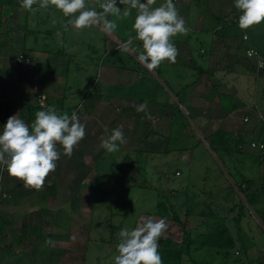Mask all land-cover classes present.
I'll list each match as a JSON object with an SVG mask.
<instances>
[{"label": "rangeland", "instance_id": "obj_1", "mask_svg": "<svg viewBox=\"0 0 264 264\" xmlns=\"http://www.w3.org/2000/svg\"><path fill=\"white\" fill-rule=\"evenodd\" d=\"M88 1L99 4L103 2V0ZM19 2L21 1L0 0V106L6 104L8 107L0 114V132H2L9 116H24L20 113V108L24 102H27L26 104L34 109V114L46 110V108H39L35 104L39 95L45 96L46 104L51 106L57 99L56 93L61 90L48 86L42 88L39 85V82L40 84L41 81L44 82L46 77L45 72L43 76L39 75V64L31 70L15 62L17 55L26 54L22 52L26 49L20 46L23 36L26 40L29 37H27V33L32 27L48 30L56 28L58 30L50 31L52 36L55 38L64 32L65 43L72 44L68 36L73 32L69 30V27L66 29L65 26L60 25L62 21L60 16H63L60 10L50 5L47 8L37 7L34 12L30 13L18 5ZM37 3L39 5V0ZM136 15L137 11L134 10L132 12L133 18L121 19L115 30L116 33L113 32L110 36L115 34L121 38L119 33H125V30H120L124 24H128V26L131 24V33L135 35L132 26ZM64 18L65 21L69 19L65 16ZM37 19L39 20L37 21ZM95 33L96 30L93 34ZM101 33H103L102 39L107 38L104 32L101 31ZM99 36H101L100 33ZM95 38L98 39L97 36ZM38 40L39 38H35L31 48L26 50L27 56H33L34 59L30 58L35 65L42 58V54L53 53V50H57L51 43H45L44 49L47 51L42 48L38 49L40 48ZM135 47L142 51V42L137 41ZM120 53L130 66L134 67V65L139 64L131 57L130 51L128 53L122 49ZM60 59L63 60L64 64L68 60L74 61V44L71 53L61 55ZM74 67L75 65H71L69 71L64 72L62 69L66 68V65H62L57 74L48 72V77L61 74L69 78L70 83L73 84H76L74 77L81 79L78 81L81 94L78 95L77 100L82 97L77 101L79 103L85 97L87 102L93 100L100 102L96 96L99 92L102 96L110 93L126 96L131 93L126 89L123 90L120 86L101 88L100 86L94 87V85L91 89L93 77L98 70L92 71L90 69L85 75L84 72H75ZM173 68L178 69L174 66H162L160 74L154 70L151 72L141 70L142 74L147 75L150 79L144 78L142 81L139 79L138 91L145 93L144 98H154L156 89L168 87L175 78L174 74L186 72L179 69L174 73ZM83 74L84 76H82ZM164 75L168 80L164 79ZM187 79L180 82L186 83L188 82ZM88 82L89 85L85 86ZM157 83L159 85H156ZM259 86L260 94L254 98V101L263 104L264 96L261 93L264 85L257 84L254 87L251 84L250 89ZM12 87L17 92H10L6 96L4 93L7 90L11 91ZM167 90L174 97V102L171 105V109L175 111L173 124L176 129L171 128V132L173 131L174 134L168 132L167 124L166 128L162 127L163 132L160 131L161 133L158 134H143L140 129L141 133L138 132L135 138L122 130L126 142L120 145L122 151H117V155H115L116 152L113 153L114 156L110 153L111 159L107 165H102L101 161L96 166L74 168V172L76 170L77 173L73 172L72 175H67L63 171L65 168L64 159L60 154V159L56 161L55 171L49 173L45 178L44 186L36 190L26 188L23 181L10 176L6 166L0 164V264H114V257L118 254L116 246L119 243V231L122 228L133 229L140 218L144 216L166 220L168 227L158 240L160 250L164 249V244L168 241L175 244L176 248L183 249L184 233L182 229L186 231L187 236L192 238H196L199 234H206L208 227L214 223L212 217L216 215L212 214H216L213 213L216 200L228 204L239 202V208H243L246 216L245 222L249 219L252 220L254 216L258 218L256 210L248 208L247 197L237 194L234 190L233 184L237 181L221 162L224 157L219 155L220 152L210 148L205 134H201L202 141L201 136L196 133L195 124L197 121L193 117V113L191 112L189 116L183 114L181 107L186 109L189 107V103L182 98L184 94H178L176 90L169 87ZM220 100L226 106L227 102L230 103L226 98ZM123 103L125 104V102ZM123 103L118 99H112L111 103H107L104 109L108 110L100 113L114 115L112 119L107 118L110 126V131L107 128L109 135L113 129L123 127L121 126L122 123L126 122L125 119L121 118V122H118L119 125L113 127V124L118 120L115 114L124 113ZM182 126L185 131L182 130ZM165 140L167 141L165 142ZM190 141L192 147L195 144L192 148V150L194 149L192 151L194 152V159H192V152L188 148ZM149 142L156 143L158 148V156L155 155L154 159L148 152L142 153V156L134 153L138 149H146V144ZM205 142L208 146L205 145ZM197 143L200 148L196 151ZM183 148L185 149L181 152ZM169 154H174L175 158L183 154L184 161L174 159ZM125 156L130 159V165H124ZM178 158L181 159V157ZM200 175L207 178L208 183L205 188L211 187L215 179L217 181L225 180L228 192L209 198L203 197L200 190L192 189L197 186L202 189L199 183L204 180H201ZM74 186L75 188H73ZM238 187L240 186L238 185ZM237 214L239 216V213ZM174 215L179 218L180 223L172 220ZM228 226L234 233L235 223L230 222ZM245 239L246 237H243V243H246ZM263 241L264 238L261 237L260 243ZM237 246L240 247L241 242H237ZM209 256L206 251L194 253V257L198 259V264H221L219 257L210 259ZM230 256L233 263L228 264H234L236 260L237 264H248L245 255L239 248ZM183 261L184 264H192L186 258Z\"/></svg>", "mask_w": 264, "mask_h": 264}, {"label": "crops", "instance_id": "obj_2", "mask_svg": "<svg viewBox=\"0 0 264 264\" xmlns=\"http://www.w3.org/2000/svg\"><path fill=\"white\" fill-rule=\"evenodd\" d=\"M173 2L178 10V14L183 17L188 32L186 34H178L171 38V41L179 52L176 62L171 63L167 60L162 61L154 71L160 74L162 66H174L178 68L172 69L175 70L174 73L179 69L186 71L185 73L174 74L173 76H175V78L169 83L168 87L172 90H176L178 94H184L182 98L189 103V107L188 109L181 107L183 114L189 116L191 112L193 113V117L197 121L195 124L196 133L201 136V138V134H205L206 138H208V144L210 143V137L218 130H224L229 134L230 138L225 148L217 147L215 151L220 152L219 155L224 157V159H221V162L227 167L229 174L233 175L234 179L237 181L233 184L235 187L234 190H236L237 194L239 193V195L247 197L249 201L248 208L256 210L258 218L254 216L252 220L249 219L245 222L246 216L244 215V210H242L243 208H239V202L228 204L226 202H218L217 200L214 207L211 205V207L214 208L213 213H216L212 215L224 219L226 227L229 229L231 235L235 239L240 240L241 246L238 247L236 245L235 250L237 248L240 249L245 255L248 264H264V244H262L264 241L260 243L261 237L264 238V152L259 153L248 147L250 141L264 142V103L260 104L259 101H254V98L260 94V86L255 89H250L251 84H253L254 87L257 84L264 85V73H256L251 67V63L246 60L244 55V51L248 47L256 49L264 57V21L246 30L240 29L238 26V19L242 13L235 8V0H173ZM162 3H164V0H156V4L153 5V7H158ZM118 4L119 3H117V6ZM18 5L21 6V2H19ZM86 6L101 11L98 2L89 3V1L86 0ZM37 7H39L38 3L33 5V10L26 11L30 13L32 11L34 12V9H37ZM126 7L128 6L120 5L121 16L116 17L109 15L108 19L115 21L118 25L121 19L133 18L132 12L135 9L131 10L130 16H122V12ZM60 18H62L60 25L65 26L67 20H64V15L62 17L60 16ZM38 20L39 19H37V21ZM124 26L120 29L123 31L125 30V33H119L121 38L115 34L110 36V34L105 33L108 39L106 37L102 39L103 33L95 26L81 30H73L71 26H69V30L73 33L69 34L68 39L72 44L65 43L64 32L54 38L50 31L58 30L56 28L48 30L41 27H32L27 33V37H29L25 40V36H23L24 39L22 38V42H20V46L26 50L31 48L35 38H39L38 46H40V48L38 49L42 48L46 50L44 49L46 46L45 43L54 45V48L57 50H53V53L42 54V58H40L38 62L35 61V68L37 64L40 65L39 75L43 76L45 72L47 77H45L44 82L40 80L41 84L39 82V85L42 88L45 86L60 88L61 90L55 95L57 98L56 101H51L54 104L51 106L56 108L57 115L68 114L71 116V114L75 112L80 122L85 125V138L74 147L70 158L63 154V147L57 144V150L64 159L65 168L63 171L67 175H72L74 168L91 167L90 165L96 166L101 161L102 165H107L110 162V153L101 145L102 142L110 136L109 133H107V128L110 131L107 118L112 119L114 115L100 113H104L108 110L104 109L107 103H111L112 99H118L122 101V103L125 102V104L123 103L124 113L115 114L118 120L113 124V127L119 125L121 118L125 119L126 122L120 125L123 126L121 127L122 130L129 136L133 135L135 138L138 132H140V129L143 134H158L160 131L163 132L162 127L166 128V124L169 133L174 134L173 131L171 132V128L174 130L176 129L173 124L175 111L171 109L174 97L167 90L168 87L166 86L165 89L157 88L154 98L150 99L144 98L145 93L138 91L139 87H137V83L139 79L142 81L144 78H148L147 75L144 76L142 74L143 72L141 70L148 69L136 58L138 53L130 54L131 57L139 63L134 65V67L127 64L126 60H124L125 57L120 53L123 49L122 45L128 40L129 36H135L134 33H131V24L129 26L128 24H124ZM95 30L96 33L93 34ZM34 32H36V35H34ZM99 33L101 36H99ZM244 35H247V40H243ZM95 36H97L98 39L95 38ZM99 40L100 43H98ZM41 41L43 42L42 45ZM136 42V40L133 41V47H135ZM73 44L74 61L67 59L68 61L64 64L60 56L70 54ZM16 48H18V46H16ZM26 50L22 52L28 54ZM29 54L32 55L31 52H29ZM30 57L33 58V56ZM62 65H66V68L62 69L64 72H66V70L69 71L71 65H75L74 71L78 73L84 72L85 75L90 69L92 71L97 69L98 71L94 75V79L91 83V89L94 85V87L100 86L101 88L120 86L123 90L126 89V91L131 93L126 96H123V94L122 96L121 94L117 95L115 93L102 96L99 92L96 96L100 102L96 100L87 102V98L85 97L79 103L77 101L82 97L77 100L78 95L81 94L78 85L80 83L78 81L81 79L74 77V82L76 84H73L70 83L69 78L61 74L48 77V72L57 74L58 69H60ZM84 74L82 76H84ZM133 74L136 75L133 76ZM163 77L168 80L165 75ZM186 79L188 82H180ZM88 85L89 82L85 86ZM156 85H159V83ZM7 88L9 89L8 85ZM10 90L11 91L7 90L4 94L7 96L10 92H17L13 87ZM261 94L264 96V87H262ZM221 95L231 98L230 103L227 102V107L231 110H224L221 108L219 98ZM145 102H147V112L150 113L152 119H147L145 112H138L136 110V106ZM26 103L27 102H24V106L20 108L21 115H23V112L26 110ZM35 104L42 109H47L50 105H48V103L46 104V101L43 102L42 106H40L38 102ZM129 105L133 107L130 108L131 106ZM96 109L97 111L95 112ZM27 115L28 114H24V116L20 118L24 119L29 125V128H31L35 115L31 117L30 123L26 120ZM245 118L248 119L247 123H244ZM182 130L185 131L183 126ZM191 140L193 139L191 138ZM208 144L205 142L206 146H208ZM198 145L197 143L195 148L196 151L200 148ZM193 147L190 141L188 148H190L191 152L194 151V149L192 150ZM184 149L185 148H183L181 152H183ZM140 150L141 149H138L137 151ZM121 151L122 147L120 146L119 152ZM137 151H134V153L138 154ZM149 154L153 159L155 155L158 156V153ZM115 155H117V152ZM169 155L181 162L184 161L183 154L182 156H178L181 157V159L178 157L175 158L174 154ZM191 156L192 159L195 158L194 152H192ZM126 158L128 157L125 156L123 159L124 165ZM65 173L63 174L66 176ZM74 173H77V171L75 170ZM200 176L201 180H204L199 183L202 189H199L198 186L192 189L200 190L203 197L209 198L217 196V194L220 193L228 192L225 180L221 179L217 181L215 179L211 187L205 188L208 183L207 178L204 177V175ZM238 185L240 187H238ZM214 193H216V195H213ZM241 210L242 212H240ZM237 213L242 217V220L239 225L235 227L234 233H232L228 225L230 222L235 223L234 220L238 217ZM254 221H256L254 224L255 227L253 225ZM243 237H246V243H243ZM234 264H237V260Z\"/></svg>", "mask_w": 264, "mask_h": 264}, {"label": "clouds", "instance_id": "obj_3", "mask_svg": "<svg viewBox=\"0 0 264 264\" xmlns=\"http://www.w3.org/2000/svg\"><path fill=\"white\" fill-rule=\"evenodd\" d=\"M117 3L128 6L122 12L123 17L130 16L132 9L137 11L132 26L135 36H129L122 45L123 50L138 53L136 58L149 71L155 70L165 60L175 63L179 52L171 38L186 34L188 29L173 0H164L158 7H153L156 0H103L99 4L101 11L87 7L86 0H39V8L51 5L60 10L69 17L66 29L69 26L73 30L95 26L106 34H112L117 24L108 16H121ZM34 4L37 0H21V6L26 10H33ZM234 6L242 13L238 19L240 29L246 30L264 21V0H235ZM244 38L247 39V35ZM134 40L142 42V51L133 47ZM136 110L145 112L146 118L152 119L147 112V102L136 106ZM85 134V125L75 112L71 116L57 115L54 106L38 111L31 128L18 115L9 116L0 132V164L6 166L10 176L23 181L26 188L39 190L48 174L55 171L56 161L60 159L57 144L70 158ZM125 142L122 128L117 127L101 146L108 153H114ZM167 227L165 219L144 216L133 229L122 228L118 233V254L114 257V264H163L158 240Z\"/></svg>", "mask_w": 264, "mask_h": 264}, {"label": "trees", "instance_id": "obj_4", "mask_svg": "<svg viewBox=\"0 0 264 264\" xmlns=\"http://www.w3.org/2000/svg\"><path fill=\"white\" fill-rule=\"evenodd\" d=\"M248 48V47H247ZM260 53V52H259ZM261 54V53H260ZM262 56V55H261ZM263 57V56H262ZM251 66V65H250ZM253 69L254 67L251 66ZM35 68V67H34ZM220 99L226 98L228 101H231V98L229 96H219ZM222 101L220 100V105L221 108L229 109L226 105H223L221 103ZM27 105V106H26ZM26 110L23 112V114H28L26 120L30 123L31 117L36 114L34 112V109L29 106V104H26ZM24 106V105H23ZM6 108H8L5 105L0 106V114L3 112ZM231 110V109H229ZM229 134L225 132L224 130H218L216 131L211 137H210V148L215 151L217 150V147H222L225 148L226 144L229 141ZM167 140H165L166 142ZM264 143V142H262ZM156 143H147L146 149H142L140 151H137L139 155H142V153H158V148L155 145ZM249 144V143H248ZM125 164L130 165V160L128 158L125 159ZM75 188V186L73 187ZM53 189V186H52ZM1 197V194H0ZM172 220L174 222L180 223V220L177 216H173ZM241 217L238 216L234 222L235 226H238L240 223ZM212 221L214 223L208 227V232L206 234H199L197 235L196 238H192L191 236H187L185 233L186 231L182 229V232L184 233V248H176L175 244L172 242L168 241L164 244V249L160 250V242H158V252L160 256L162 257L163 264H184L183 259L186 258L188 259L192 264H198V259L197 257H194V253L196 254L197 252H208L210 255V259L212 257H219L220 261L219 263L221 264H228L231 263V256L230 254L234 252L237 242H240L239 239H235L229 229L226 227V224L224 222V219L220 217L213 216ZM181 246V245H180ZM171 247L173 249H167ZM193 253V256H192ZM192 256V257H191ZM196 256V255H195ZM233 263V260H232Z\"/></svg>", "mask_w": 264, "mask_h": 264}, {"label": "built area", "instance_id": "obj_5", "mask_svg": "<svg viewBox=\"0 0 264 264\" xmlns=\"http://www.w3.org/2000/svg\"><path fill=\"white\" fill-rule=\"evenodd\" d=\"M243 40H247L244 38ZM251 53V54H250ZM245 58L248 62L251 63V65L254 67V70L256 73L263 72L264 73V57L261 56V54L254 48H246L244 51ZM15 62L19 64L20 66H23L24 68L33 69L35 67V63L33 60L27 56L26 54H19L15 58ZM45 101V96L39 95L37 97V102L40 106L43 105V102ZM248 119H244V123H247ZM248 147L253 150L257 151L259 153L264 152V143L259 141H250L248 144Z\"/></svg>", "mask_w": 264, "mask_h": 264}]
</instances>
